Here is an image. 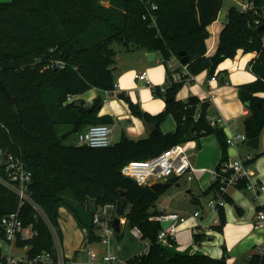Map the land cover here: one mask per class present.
Returning a JSON list of instances; mask_svg holds the SVG:
<instances>
[{
  "label": "trees",
  "instance_id": "1",
  "mask_svg": "<svg viewBox=\"0 0 264 264\" xmlns=\"http://www.w3.org/2000/svg\"><path fill=\"white\" fill-rule=\"evenodd\" d=\"M247 1H252L248 10L229 7L216 51L207 56V26L217 18L223 0H0V80L14 99L11 105L0 90V149L23 161L31 171L28 193L61 240V207L72 214L79 228H87L88 240L95 241L93 209L115 203L117 216L124 214L129 227H137L140 238L149 245L145 253L127 258V264H226L225 255L213 258L201 252L179 251L173 241L169 245L158 242L161 223L151 217L158 213L153 208L164 189L154 191L150 185L138 184L124 176L121 167L175 144L197 142L203 135L214 134L221 148L215 167L219 170L227 159V143L223 128L211 124L209 100L194 95L179 100L175 94L203 70L215 77L219 63L234 57L239 49L257 52L249 64L257 77L240 84L238 95L248 109L243 118L247 140L259 136L264 127V96L256 93L264 92V30L258 26L264 17V0ZM114 41L122 42L126 49L159 51L161 55L167 80L151 89L165 101L164 110L151 114L125 92L116 93L133 115L147 123L156 122L157 128L141 138L123 132L118 141L102 148L66 143L57 125L76 134L92 124L111 123L110 116L98 115L102 97L97 95L87 104L77 96L92 88L115 90V52L110 47ZM183 57L185 62H181ZM49 58H60L67 64L60 69L43 68ZM171 59L187 70L183 74L176 69L180 74L177 80L169 67ZM168 114L175 129L163 132L159 124ZM261 154L256 153L251 162ZM174 179L167 181L171 184ZM219 185V180L212 181L202 196L212 193L211 198L217 197ZM234 186L243 189L246 182ZM222 196L233 203L226 193ZM16 211L22 224L31 225L36 235L18 237L15 245L27 247L28 258L43 251L55 258L47 222L31 204H20L18 196L0 182V222ZM237 211L241 213L239 208ZM217 216L218 223L212 228L221 231L226 221L223 206H217ZM0 239L7 242L1 229ZM201 239V234L194 235L195 241ZM2 257L0 248V261ZM247 264H264V243L262 252L253 253Z\"/></svg>",
  "mask_w": 264,
  "mask_h": 264
},
{
  "label": "crops",
  "instance_id": "2",
  "mask_svg": "<svg viewBox=\"0 0 264 264\" xmlns=\"http://www.w3.org/2000/svg\"><path fill=\"white\" fill-rule=\"evenodd\" d=\"M243 3L244 1H241L238 4ZM239 8L241 9V5ZM225 21L226 19H222L219 13L217 18L207 26L209 32L206 38L207 56L215 53L219 32ZM138 51L128 63L115 66L118 72L115 73L116 87L113 92L92 88L77 96L87 104L97 95L102 97L103 104L98 115L110 116V124L119 125L122 128L121 134L124 132L131 138L148 137L152 131L149 130L146 121L131 113L128 105L116 96L117 92H125L134 103L139 104L142 110L151 114L161 112L165 108V101L161 97L154 96L151 89V86L162 85L167 80V71L161 60V55L159 51H153L154 57L149 60L147 57L149 50L141 49ZM256 56V51L243 52L239 49L234 57L226 58L219 63L214 72V79L209 76L207 70H203L192 76L190 81H185L177 90L176 99L185 100L191 95L200 99L207 98L210 103L208 108L210 116L218 120L216 124L223 128L226 137L230 134L244 132L243 118L248 114V109L239 98L238 86L256 79L257 76L249 66L251 60ZM169 65L173 69L180 70L181 68L175 59H171ZM144 70L147 72V79H136L135 75ZM256 95L263 97L264 92H258ZM110 124L108 125L111 127ZM159 128L163 132H170L175 129V121L171 114L166 115L159 124ZM258 137L257 148L251 147L248 140L239 143L237 149L227 147V153L231 158L236 153L242 158L247 155L253 158L258 152H262V154L251 162L250 169V176L257 183L258 190L250 187L239 189L235 186L227 188L226 194L233 203L227 202L223 206L226 221L221 231L212 228L214 224L211 219L214 218V214L210 212L207 206V202L213 196L212 193L205 196L201 194L210 186L212 182L210 173L215 170L220 160L219 142L214 134H207L201 136L197 142L189 140L184 143L195 170L194 177L191 180H186L184 177L172 176L171 178H175L173 183L162 191L153 208L157 212L175 211L188 216L187 223L181 226L176 234L175 248L177 250L201 252L213 258H220L225 255L226 264H247L253 253L262 252L264 222L257 223L255 215L257 207L264 205V127ZM182 178L185 180L183 183L180 182ZM164 181L167 179L156 182ZM237 208L241 210V213H238ZM194 211L199 212L196 218L192 217ZM59 213L63 250L67 256H73L75 251L81 247L83 234L79 228V244L76 245L72 241L71 245H67V249H64V243H68L65 238L66 228L72 229L75 219L63 207L59 209ZM195 234L202 235L199 242L194 240ZM6 243L8 252L4 254H12V248L16 246L15 243L8 241ZM26 250L27 247L24 248L22 254L15 256L25 257ZM105 250L104 253L113 254L119 259H125L135 252L133 249L130 250L127 246L116 242L105 246Z\"/></svg>",
  "mask_w": 264,
  "mask_h": 264
},
{
  "label": "built area",
  "instance_id": "3",
  "mask_svg": "<svg viewBox=\"0 0 264 264\" xmlns=\"http://www.w3.org/2000/svg\"><path fill=\"white\" fill-rule=\"evenodd\" d=\"M152 8H155L152 5ZM252 8V1H246L241 4V10H248ZM66 61L60 58H49L44 64L43 68H64ZM172 77L177 80L180 74L176 69H173ZM175 70V71H174ZM181 73L187 72L185 66H181ZM136 79L146 80L147 72L144 70L135 75ZM214 79V76L211 77ZM211 124H216L217 119L211 118ZM76 144H85L94 148H102L109 146L111 142V127L108 124H92L86 129L75 134ZM247 137L244 132L230 134L226 137L227 147L237 149L239 143L245 142ZM3 160L0 162V167L3 169V174H0V182L12 190L19 198L20 204L27 202L36 210L49 225L53 244L55 248V258L49 251H43L31 258L15 256L10 253H2L0 264H127V259H119L110 253H103L96 255L90 248H86V244L90 242L87 228H80L83 234V242L86 244L78 248L73 256H67L64 253L62 240L60 239L55 228L47 220L41 208L33 201L28 193V184L31 180V171L28 170L23 161L15 158L12 154L0 149ZM252 156L247 155L242 158L235 154L233 158L227 153V159L222 163L219 170L211 172V181L219 180L218 195L211 198L207 202L210 212L214 214L212 223H218L217 206H224L227 202L222 194L226 193L227 188L234 186L239 181H245L246 187L258 190L259 187L250 176ZM194 167L191 164L189 153L185 144H175L157 155L146 160H130L121 167V173L124 176L132 178L140 185H150L156 181H163L172 176L184 177L186 180H191L194 177ZM227 173V174H226ZM257 209L255 219L257 223L264 222V205ZM198 211H194L192 217H197ZM117 216L116 204L106 203L96 206L93 209L92 223L94 224V235L97 236L98 242L102 244H109V239L114 234L111 223L114 217ZM160 223L168 221L169 224L165 228H160L157 233V241L162 245H169L172 241L175 242L177 231L181 226L187 223L188 216L180 214L175 211L158 212L151 217ZM121 222V219H120ZM0 225L5 232L6 240L14 242L18 237L21 239H30L36 235V231L31 225L24 226L19 217L18 211L7 214L1 218ZM135 236L141 237V232L137 227L132 228ZM148 243L145 244L144 253L148 249ZM83 253L86 259H79L76 254Z\"/></svg>",
  "mask_w": 264,
  "mask_h": 264
},
{
  "label": "rangeland",
  "instance_id": "4",
  "mask_svg": "<svg viewBox=\"0 0 264 264\" xmlns=\"http://www.w3.org/2000/svg\"><path fill=\"white\" fill-rule=\"evenodd\" d=\"M241 1L245 2V0H223L221 8L219 10L220 17L222 19L223 18L226 19L225 15H226V13H227L226 11H228L229 7L234 5V6L239 8L241 4H238V3H241ZM110 47L115 52L114 57H113V59H114L113 70H115L113 75L115 78V76H116L115 73L118 72V69H116L115 66L128 63L129 61H131L134 58V54H137V52H139L138 50H141V49H139V48L126 49L125 46L123 45V43L120 41L119 42L114 41L113 43H111ZM110 125H111V137H112L111 142L114 143V142L119 140L121 132H122V128L116 124H110ZM57 128L62 132L61 134H63L64 132L67 131V130L62 131V129L66 128V126H64V125H57ZM74 137H75V133L70 132L64 138V141L66 143H72V142H74ZM2 160H3V156H2V153H0V162H2ZM184 181L185 180L183 178L180 180L181 183H183ZM191 206H192V203H191ZM120 219H121L120 231L114 232V234L109 239V245L111 243L113 244L114 242H116L117 244L127 246L130 250L133 249L135 252H133L127 258H129L135 254L142 253L145 250L144 240H142L141 238H139L133 234L132 229L129 227L128 224H126V218L124 217V214H120ZM79 232H80L79 227L75 221L73 223L72 229L66 228L65 238L67 239L68 243H66V242L64 243V249H67V245L70 246L72 241L76 245L79 244V239H80V233ZM85 244H86L85 242L84 243L82 242V244L80 246H84ZM105 246H107V245L102 244L96 240L90 241L86 244V248H90L97 256L106 252ZM0 248H1V251L3 253L8 252V246H7L6 241L0 239ZM24 248L25 247L13 246L12 254L13 255H16V254L20 255L24 252ZM77 258H79V259L83 258L84 259V258H86V256L83 253H79ZM127 258H125V259H127Z\"/></svg>",
  "mask_w": 264,
  "mask_h": 264
},
{
  "label": "water",
  "instance_id": "5",
  "mask_svg": "<svg viewBox=\"0 0 264 264\" xmlns=\"http://www.w3.org/2000/svg\"><path fill=\"white\" fill-rule=\"evenodd\" d=\"M258 29L264 30V17H263L261 23L259 24ZM147 57H148L149 60H152L153 57H154L153 51H148L147 52ZM185 60L186 59L183 57L181 59V62H185ZM0 90L6 95L7 100L9 101V103L11 105H13L14 104V99H13V97L10 96V94L8 93L7 89L5 88V86H4V84L2 83L1 80H0ZM147 126H148L150 131H154L157 128V123L156 122H151V123H148ZM69 133H70V131L64 132L63 134H61L60 138L64 139ZM258 141H259V137H255V138L249 139L248 140V144L251 147H253V148H257ZM168 185H169L168 181L154 182V183L150 184V188L152 190H154V191H160L162 189H165ZM124 203H125V199L122 198L121 199V207L124 206ZM168 224H169L168 221H162L161 222V228H165ZM111 225H112L113 229L116 232H119L120 231V217H118V216L114 217L113 220H112ZM0 229L1 230L3 229L1 225H0Z\"/></svg>",
  "mask_w": 264,
  "mask_h": 264
}]
</instances>
